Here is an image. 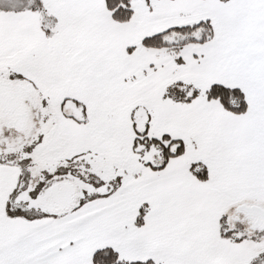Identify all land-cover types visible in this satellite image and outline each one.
<instances>
[{"label":"snow or ice","instance_id":"snow-or-ice-1","mask_svg":"<svg viewBox=\"0 0 264 264\" xmlns=\"http://www.w3.org/2000/svg\"><path fill=\"white\" fill-rule=\"evenodd\" d=\"M0 264H264V0H0Z\"/></svg>","mask_w":264,"mask_h":264}]
</instances>
